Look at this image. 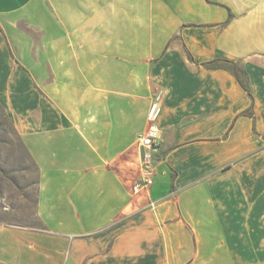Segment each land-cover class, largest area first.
Segmentation results:
<instances>
[{"label":"crops","instance_id":"crops-1","mask_svg":"<svg viewBox=\"0 0 264 264\" xmlns=\"http://www.w3.org/2000/svg\"><path fill=\"white\" fill-rule=\"evenodd\" d=\"M0 108L40 222L0 264H264V0H0Z\"/></svg>","mask_w":264,"mask_h":264},{"label":"rangeland","instance_id":"rangeland-1","mask_svg":"<svg viewBox=\"0 0 264 264\" xmlns=\"http://www.w3.org/2000/svg\"><path fill=\"white\" fill-rule=\"evenodd\" d=\"M37 179L35 164L0 108V222L40 225L36 214Z\"/></svg>","mask_w":264,"mask_h":264},{"label":"built area","instance_id":"built-area-1","mask_svg":"<svg viewBox=\"0 0 264 264\" xmlns=\"http://www.w3.org/2000/svg\"><path fill=\"white\" fill-rule=\"evenodd\" d=\"M159 102H152L148 110V127L137 136V143L145 149L143 153V174L134 185L133 190L148 189L152 183V169L150 168L151 151L157 148L161 142L160 130L155 124L159 112Z\"/></svg>","mask_w":264,"mask_h":264},{"label":"trees","instance_id":"trees-1","mask_svg":"<svg viewBox=\"0 0 264 264\" xmlns=\"http://www.w3.org/2000/svg\"><path fill=\"white\" fill-rule=\"evenodd\" d=\"M203 65L206 67H209V68H220V67L226 68V69L231 70L232 72H234L236 69L235 63H233L229 60H224V59H214V60L203 63ZM241 83H242V85H244L243 82H241ZM244 87H245V85H244Z\"/></svg>","mask_w":264,"mask_h":264}]
</instances>
